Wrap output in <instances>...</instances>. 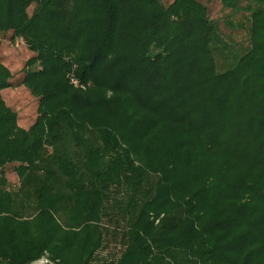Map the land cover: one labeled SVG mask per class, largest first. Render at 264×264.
<instances>
[{"label":"trees","instance_id":"obj_1","mask_svg":"<svg viewBox=\"0 0 264 264\" xmlns=\"http://www.w3.org/2000/svg\"><path fill=\"white\" fill-rule=\"evenodd\" d=\"M219 13L0 0L37 99L21 128L0 49V264H264V0Z\"/></svg>","mask_w":264,"mask_h":264},{"label":"rangeland","instance_id":"obj_2","mask_svg":"<svg viewBox=\"0 0 264 264\" xmlns=\"http://www.w3.org/2000/svg\"><path fill=\"white\" fill-rule=\"evenodd\" d=\"M164 4L170 3L172 0H161ZM207 5L209 16L215 17L219 13L221 8V0H198ZM220 14V13H219ZM223 29L225 27L223 26ZM242 33H238L234 36L236 41L245 40L241 36ZM1 45V59L3 63L9 67L11 73L13 74L11 83L13 84L10 88H5L1 91V97L5 104L10 107L17 114V124L21 128L27 129L35 121L37 116V99L32 96L29 90L21 85V80L23 78L24 66L26 61L35 55L33 52L29 51L24 44L19 46H13L9 43V35L0 36ZM217 62L220 65L222 62L221 57H217ZM73 88H76L75 84H72ZM7 180L13 187H17L19 184V177L13 171L12 164L6 166ZM153 178L155 176H152ZM155 179V178H154ZM105 253V252H103Z\"/></svg>","mask_w":264,"mask_h":264},{"label":"water","instance_id":"obj_3","mask_svg":"<svg viewBox=\"0 0 264 264\" xmlns=\"http://www.w3.org/2000/svg\"><path fill=\"white\" fill-rule=\"evenodd\" d=\"M38 263H44V264H52L50 261L46 260V259H41L39 261L33 262L31 264H38Z\"/></svg>","mask_w":264,"mask_h":264},{"label":"built area","instance_id":"obj_4","mask_svg":"<svg viewBox=\"0 0 264 264\" xmlns=\"http://www.w3.org/2000/svg\"><path fill=\"white\" fill-rule=\"evenodd\" d=\"M20 44H22V42H20V41H15V46H16V47L19 46ZM72 83L76 85L77 81L72 80Z\"/></svg>","mask_w":264,"mask_h":264}]
</instances>
